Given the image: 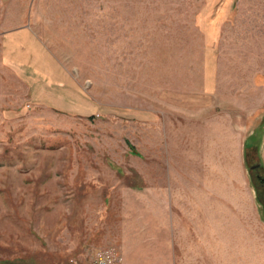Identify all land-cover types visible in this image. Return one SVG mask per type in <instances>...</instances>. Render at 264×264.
<instances>
[{
  "label": "rangeland",
  "instance_id": "374dc122",
  "mask_svg": "<svg viewBox=\"0 0 264 264\" xmlns=\"http://www.w3.org/2000/svg\"><path fill=\"white\" fill-rule=\"evenodd\" d=\"M1 24L95 115L36 106L0 58V264L152 258L205 212L212 264H264V0H0Z\"/></svg>",
  "mask_w": 264,
  "mask_h": 264
},
{
  "label": "crops",
  "instance_id": "0c3cea01",
  "mask_svg": "<svg viewBox=\"0 0 264 264\" xmlns=\"http://www.w3.org/2000/svg\"><path fill=\"white\" fill-rule=\"evenodd\" d=\"M1 24L0 30V58L3 59V65L9 68L15 77L26 86L29 99L36 106L52 107L59 110L67 116L88 117L95 115V107L90 99L85 95L82 86L66 71L61 68L55 73L37 70L30 63L29 57L22 49L25 47L23 41L28 42L31 46L36 44L35 31L29 24L17 26L4 30ZM147 188V186L145 187ZM191 199L190 195L183 196ZM188 201V202H189ZM203 218H199V225L193 228L197 241L180 246L175 243L173 238H165L163 243L155 246V257L134 259L130 251L124 253V264H180L175 255H169L175 250L193 251L194 255H189L184 264H212V226L211 213H204ZM172 230V229H171ZM188 234L191 231L187 232ZM217 233V232H216ZM225 229V234H226ZM162 234H166L163 232ZM176 234L172 230L171 235ZM218 234H222L220 231ZM177 245V246H176ZM182 247V248H181ZM226 247V245H225ZM226 250V248H224ZM153 250V247L149 248ZM222 251V244L219 248ZM158 251L166 252L158 253ZM170 252V253H169ZM220 264H226L227 259H220Z\"/></svg>",
  "mask_w": 264,
  "mask_h": 264
},
{
  "label": "built area",
  "instance_id": "2783aa9c",
  "mask_svg": "<svg viewBox=\"0 0 264 264\" xmlns=\"http://www.w3.org/2000/svg\"><path fill=\"white\" fill-rule=\"evenodd\" d=\"M121 257L112 250L103 251L95 259V264H120Z\"/></svg>",
  "mask_w": 264,
  "mask_h": 264
}]
</instances>
